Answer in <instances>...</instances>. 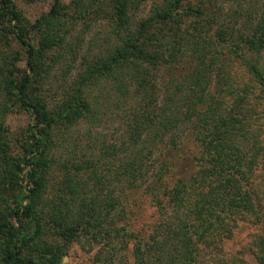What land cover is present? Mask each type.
<instances>
[{
  "label": "trees",
  "instance_id": "1",
  "mask_svg": "<svg viewBox=\"0 0 264 264\" xmlns=\"http://www.w3.org/2000/svg\"><path fill=\"white\" fill-rule=\"evenodd\" d=\"M148 1L53 0L30 23L13 0H0V264H60L67 244L83 233L95 240L122 236L116 222L126 192L139 188L152 199L160 215L156 221L174 223L163 234L155 226L145 248L136 245V263L198 264L194 235L206 233V212L236 208L245 198V173L238 175L242 161L232 145L241 122L225 107L221 111L219 98L232 96L229 78L222 75L226 52L237 58L264 52V0ZM97 24L105 26L104 45L96 55L80 54L84 35ZM12 43L24 51L26 70L15 63L18 53L4 54ZM79 57L69 91L55 99L48 87L53 71L73 68ZM250 61L249 74L264 84V72ZM180 64L182 73L170 72L160 92L157 69ZM101 87L103 93L93 94ZM112 95L117 99L110 114L119 116L124 130L118 141L100 142L89 156L75 154L77 143L75 151L64 153L72 129L96 124L100 103L107 108ZM14 107L31 116L17 152L4 120ZM184 124L198 141L201 166L196 183L167 188L145 161L160 144H174ZM55 170L59 176L50 187ZM203 177L216 181L196 193L183 218L163 215L167 208L178 209ZM47 226L60 243L44 238ZM114 257L101 256L95 264Z\"/></svg>",
  "mask_w": 264,
  "mask_h": 264
},
{
  "label": "rangeland",
  "instance_id": "2",
  "mask_svg": "<svg viewBox=\"0 0 264 264\" xmlns=\"http://www.w3.org/2000/svg\"><path fill=\"white\" fill-rule=\"evenodd\" d=\"M154 1L156 0H149L148 4ZM13 2L16 9L30 23H33L49 10L53 0H13ZM62 2L68 4L69 0H62ZM104 27L97 24L84 35L80 54L90 56L98 53L104 45ZM0 50H3V47ZM16 53L19 57V60L15 61L17 67L26 70L24 51H21L14 43L4 48V54L10 57L15 56ZM243 53L245 54L241 53L240 58H237L226 52L227 60H224L225 67L222 75L229 78L226 80L228 82L226 87L232 91V96L219 98V100H223L221 111L223 112L225 107L228 111L235 113L241 122L240 130L232 138V145H235L242 161L237 169L238 175H243V171L245 173L241 178L245 198L236 208L226 210L213 208L206 212L205 223L203 222V228L207 229L204 231L206 233L202 237L194 235L198 264H264V84L253 79L246 66L251 59L256 61L264 72V52ZM79 61L80 57L75 66L67 71L61 66L53 71L48 87L55 99H61V96L69 91L72 79L77 73ZM186 67L187 65L184 64V68ZM181 68L182 64L177 66V69L164 65L157 69L155 81L160 92L168 85L170 72L180 73ZM101 86L110 87L106 84ZM104 91L103 87L92 90L93 94ZM116 99L112 95L108 100L111 104L107 108L99 100L98 122L90 125L82 122L73 128L70 137L64 141L66 146L64 153L74 150V143H77L79 147L75 154L89 156L90 153H96L100 142L118 141L119 134L124 131L123 126L119 116L111 115L112 111L109 109ZM4 120L14 151L17 152L19 141L31 123V116L14 107ZM238 125L239 123L237 127ZM177 135L179 138L174 144L168 140L160 144L153 158L149 157L145 161L147 171L151 173L158 170L161 183L167 185V188L177 182L196 183V176L202 162L201 149L191 128L184 124ZM62 152L63 147H59L58 155ZM58 176V171L51 172L48 181L50 187L55 185ZM219 179L217 178V181ZM200 180L197 182L198 187L195 186L192 192L183 195L178 209L175 207V211H171L167 208L163 215L167 211L172 216L176 214L183 218L188 212V207L195 202L196 193L204 190V187L206 189L207 185H213L216 178L203 177ZM126 195L128 197L124 201L123 216L116 222V226H122L125 231L121 232L122 236L118 238L103 236L95 240L90 237V234L83 233L76 241L67 244L60 264H95L99 257L113 253H115L113 261L106 264H137L134 256L136 245L145 248L149 243L151 231L157 225H160L161 233L171 230L170 225H173L174 221L165 220V223L163 219L156 221L160 215L144 188L126 192ZM155 222H157L156 225ZM43 236L51 243L61 242L55 230L49 226L44 229ZM158 239L161 238L158 237ZM98 264L105 263L101 261Z\"/></svg>",
  "mask_w": 264,
  "mask_h": 264
}]
</instances>
